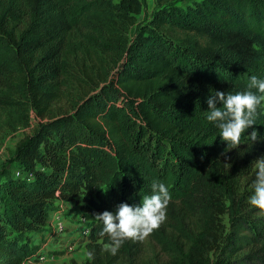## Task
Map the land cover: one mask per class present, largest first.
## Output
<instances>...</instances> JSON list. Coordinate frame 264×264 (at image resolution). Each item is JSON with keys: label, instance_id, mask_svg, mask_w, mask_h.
<instances>
[{"label": "trees", "instance_id": "trees-1", "mask_svg": "<svg viewBox=\"0 0 264 264\" xmlns=\"http://www.w3.org/2000/svg\"><path fill=\"white\" fill-rule=\"evenodd\" d=\"M144 7L0 0V86L45 104L62 87L82 89L71 111L39 122L0 162V264H39L33 233L55 201L94 216L86 259L66 264H264V210L248 189L264 115L247 130L258 139L245 132L231 149L206 119L215 90L264 78V0H154L137 22ZM154 179L171 192L166 219L112 254L96 214L142 202ZM149 246L165 259L145 258Z\"/></svg>", "mask_w": 264, "mask_h": 264}, {"label": "clouds", "instance_id": "clouds-1", "mask_svg": "<svg viewBox=\"0 0 264 264\" xmlns=\"http://www.w3.org/2000/svg\"><path fill=\"white\" fill-rule=\"evenodd\" d=\"M207 105L206 119L219 129L218 134L227 142L228 149L237 147L242 134L264 115V78L252 75L244 91L226 93L215 90L207 96ZM249 135L255 142L258 129L252 128ZM255 177L249 202L264 210V158L257 161ZM151 189L150 194L143 196L142 202L130 204L122 201L114 210L105 209L96 214L103 222L102 234L109 237L108 250L112 254L126 239L142 240L166 219L171 192L165 183L156 179L152 181Z\"/></svg>", "mask_w": 264, "mask_h": 264}, {"label": "rangeland", "instance_id": "rangeland-1", "mask_svg": "<svg viewBox=\"0 0 264 264\" xmlns=\"http://www.w3.org/2000/svg\"><path fill=\"white\" fill-rule=\"evenodd\" d=\"M153 7L154 0H145V7L136 16V21L140 22L149 17ZM86 62L94 73L92 61L86 59ZM72 86L62 87L58 97L48 104L38 103V100L32 103L18 102L17 100L22 99L18 94L6 86H0V162L7 161L16 142L25 134L31 133L39 122L48 120L51 115L71 111L72 104L82 93L77 85ZM254 180L248 187L250 196L254 191ZM260 215L264 216V211ZM93 218L94 216L80 209L79 201H55L47 224L33 233V240L39 246L37 262L66 264L71 259L78 263L83 262L87 255L83 241L85 234L82 230L89 226ZM155 252V248L149 246L145 249L144 257L148 259L153 256L158 261L165 259L161 254L157 257Z\"/></svg>", "mask_w": 264, "mask_h": 264}, {"label": "built area", "instance_id": "built-area-1", "mask_svg": "<svg viewBox=\"0 0 264 264\" xmlns=\"http://www.w3.org/2000/svg\"><path fill=\"white\" fill-rule=\"evenodd\" d=\"M14 174L18 175L19 173H18V172H15ZM88 229H89V226L86 227L85 229H83V230H82V233H83V234H87Z\"/></svg>", "mask_w": 264, "mask_h": 264}]
</instances>
